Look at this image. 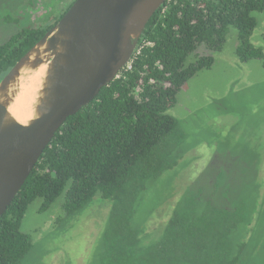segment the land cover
Returning a JSON list of instances; mask_svg holds the SVG:
<instances>
[{
  "label": "trees",
  "instance_id": "16d2710c",
  "mask_svg": "<svg viewBox=\"0 0 264 264\" xmlns=\"http://www.w3.org/2000/svg\"><path fill=\"white\" fill-rule=\"evenodd\" d=\"M70 1L52 26L22 28L0 44V81L75 0ZM263 10L264 0L165 2L145 26L129 64L65 120L0 217V264H21L31 251L21 224L36 199L44 212L64 194L62 210L72 216L98 193L111 207L92 264H264L261 249L250 252L245 237L258 199L249 203L232 195L222 172L214 182L221 191L217 198L202 196V189L188 191L154 242L144 244L143 231L133 225L148 183L182 156L184 135L168 114L178 92L213 65L211 53L223 49L230 27L238 32L235 54L241 62L264 60L251 42L257 26L253 14ZM201 46L207 53L187 64ZM257 232L262 235L264 228Z\"/></svg>",
  "mask_w": 264,
  "mask_h": 264
},
{
  "label": "rangeland",
  "instance_id": "374dc122",
  "mask_svg": "<svg viewBox=\"0 0 264 264\" xmlns=\"http://www.w3.org/2000/svg\"><path fill=\"white\" fill-rule=\"evenodd\" d=\"M70 3L0 0V44L22 28L52 26ZM253 16L257 26L251 42L264 53V10ZM237 36L230 27L223 49L211 53L213 65L185 83L168 111L184 135L182 156L173 169L148 183L138 203L133 225L143 231L144 244L157 239L188 191L202 189V196L217 198L220 190L214 182L222 172L232 195L240 194L249 203L258 199V213L245 237L250 252L261 249L264 256V232H257L264 228V60L241 62L235 54ZM205 53L199 47L187 64ZM63 201L64 194L44 212L39 211L41 199L28 207L21 232L30 237L32 249L21 264H92L111 203L98 193L81 212L66 216Z\"/></svg>",
  "mask_w": 264,
  "mask_h": 264
},
{
  "label": "water",
  "instance_id": "95a60500",
  "mask_svg": "<svg viewBox=\"0 0 264 264\" xmlns=\"http://www.w3.org/2000/svg\"><path fill=\"white\" fill-rule=\"evenodd\" d=\"M168 0H75L0 81V217L65 120L88 105L131 60L153 14ZM45 66L33 117L9 107L28 72Z\"/></svg>",
  "mask_w": 264,
  "mask_h": 264
},
{
  "label": "bare ground",
  "instance_id": "6f19581e",
  "mask_svg": "<svg viewBox=\"0 0 264 264\" xmlns=\"http://www.w3.org/2000/svg\"><path fill=\"white\" fill-rule=\"evenodd\" d=\"M45 66L35 72H28L20 80V90L9 107L10 114L21 124H26L33 117V105L37 98L41 79L45 74Z\"/></svg>",
  "mask_w": 264,
  "mask_h": 264
},
{
  "label": "built area",
  "instance_id": "2783aa9c",
  "mask_svg": "<svg viewBox=\"0 0 264 264\" xmlns=\"http://www.w3.org/2000/svg\"><path fill=\"white\" fill-rule=\"evenodd\" d=\"M128 64H129V63H128ZM128 64H127V65H128ZM127 65H126V66H127Z\"/></svg>",
  "mask_w": 264,
  "mask_h": 264
}]
</instances>
